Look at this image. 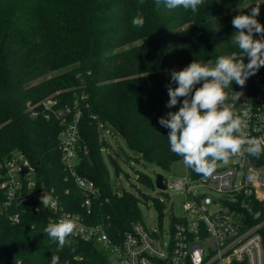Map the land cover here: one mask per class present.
Returning a JSON list of instances; mask_svg holds the SVG:
<instances>
[{
	"label": "trees",
	"instance_id": "trees-1",
	"mask_svg": "<svg viewBox=\"0 0 264 264\" xmlns=\"http://www.w3.org/2000/svg\"><path fill=\"white\" fill-rule=\"evenodd\" d=\"M258 2L205 0L199 21L198 11L168 10L163 3L157 8L155 0H0V182L6 174L3 161L21 151L36 167L39 189L91 223H104L110 238L121 242L132 224L143 219L138 198L113 187L103 154L109 143L101 131L115 130L140 159L165 170L183 159L170 150V129L159 123L167 118L163 104L168 87L177 86L171 73L194 60L215 63L232 52L242 58L231 41L237 31L231 21L260 5L257 20L264 25V2ZM246 5L251 7L241 10ZM137 14L144 17L143 27L131 23ZM244 62H249L247 56ZM259 72L264 74V67ZM237 86L233 81L226 89L229 96ZM58 89L62 105L77 102L83 111L80 129L88 153L78 172L101 191L88 215L81 206L82 192L63 164L62 120L44 114L34 118L29 111L30 104ZM257 162L264 164V153ZM138 178L153 183L147 174ZM5 200L0 189V264H51L53 254L60 257L59 264H109L105 249L73 235L68 238L72 243L57 251L58 241L43 233L54 216L50 209H36L33 202L7 208ZM17 211L19 222L9 217ZM262 235L264 239V227Z\"/></svg>",
	"mask_w": 264,
	"mask_h": 264
},
{
	"label": "built area",
	"instance_id": "built-area-1",
	"mask_svg": "<svg viewBox=\"0 0 264 264\" xmlns=\"http://www.w3.org/2000/svg\"><path fill=\"white\" fill-rule=\"evenodd\" d=\"M242 93L235 101V111L247 112L246 138L264 137V74L250 76L245 86H237L230 97ZM232 102V101H230ZM53 96L38 104H30V115L55 116L64 125L60 133L62 160L67 177L81 190V206L87 215L92 213L93 200L101 195L95 181L79 174L78 167L88 153L82 141L80 123L83 111L75 106L61 104ZM41 105L42 109H38ZM231 158L227 166L216 167L211 176L199 175L187 167V172L169 181L164 178L165 189L184 196V214L175 217L169 232L162 226L147 225L144 221L132 224L121 242H115L107 233L104 223H91L78 212L65 209L57 198L52 221L65 213L72 214L78 228L73 236L93 241L109 253V264H264V164L245 150ZM1 166L6 170L0 189L6 200L4 207L33 202L36 209L42 205L40 197L47 191L38 187L36 167L21 151L12 153ZM250 173L255 179L249 180ZM208 189L220 194L219 200L202 192ZM19 222L21 213L11 214Z\"/></svg>",
	"mask_w": 264,
	"mask_h": 264
},
{
	"label": "clouds",
	"instance_id": "clouds-1",
	"mask_svg": "<svg viewBox=\"0 0 264 264\" xmlns=\"http://www.w3.org/2000/svg\"><path fill=\"white\" fill-rule=\"evenodd\" d=\"M143 0H141V3ZM157 8L160 4L168 10L182 8L195 13L203 0H155ZM251 6H245L248 9ZM260 5L251 7L250 14H238L231 23L237 30L231 37L232 43L242 54L237 52L217 57L215 63L194 60L180 71L173 70L171 81L176 87H168L169 109L177 105L180 98L182 104L178 111L168 112L167 118L161 117V126L170 129L168 141L170 150L183 158L185 166L199 175L211 176L218 162L227 165L230 159L239 153L244 145L248 154L259 158L264 153V137L246 138L248 113L235 111V101L241 94L230 97L226 89L233 81L241 87L247 79L264 67V25L258 20ZM134 27H143L145 20L137 14L131 21ZM256 34L259 38H255ZM248 57V63L244 57ZM197 85H201L197 87ZM232 101V102H230ZM249 180L255 179L250 173ZM45 208H55L57 200L51 193L45 192L41 197ZM35 225H31L32 231ZM78 228L76 218L65 213L58 221L49 219L43 233L58 241V249L62 250L72 241L68 239ZM60 257L51 256V264H59Z\"/></svg>",
	"mask_w": 264,
	"mask_h": 264
},
{
	"label": "rangeland",
	"instance_id": "rangeland-1",
	"mask_svg": "<svg viewBox=\"0 0 264 264\" xmlns=\"http://www.w3.org/2000/svg\"><path fill=\"white\" fill-rule=\"evenodd\" d=\"M65 1V2H64ZM71 0H62L63 3H68ZM264 0H260L258 3H263ZM246 9L241 8V10ZM198 19L203 20V15L205 13V0L198 6ZM233 10L232 12H234ZM237 11V10H236ZM232 12H228V15ZM195 21L187 23L186 27L189 28L193 26ZM141 41H137L132 45L139 44ZM65 71H53L51 75L46 78L53 77L54 75ZM43 80L39 79V81ZM61 91L58 89L53 91L51 94L46 96L42 101L47 98L57 96ZM169 95H165L163 104V114L167 117L168 112H175L179 110V104L169 109L167 104L169 102ZM41 101V102H42ZM101 133L104 134L108 144V150L104 146L103 154L104 160L110 172L111 181L114 189L118 190L120 194L127 192L132 193L139 200V207L141 210V217L147 225L151 226H162L165 228L166 232L170 231L172 221L175 217H181L184 214L183 200L184 196L181 192L171 190L168 191L159 190L156 187V178L158 174L164 176L165 179L172 181L187 172V168L183 163V159L175 162L169 170H165L159 166L153 165L149 162L140 159L135 150L129 147L125 139L118 134L115 130L106 127ZM110 153L113 158L109 156ZM120 154V157L118 156ZM231 162V159L229 163ZM228 163V164H229ZM119 165V172L116 170V165ZM227 164V165H228ZM222 162H218L217 167L227 166ZM140 173L147 174L153 183L150 181L139 180L138 176ZM202 192L213 196L215 199L219 200L221 198L220 194L214 193L208 189L202 190Z\"/></svg>",
	"mask_w": 264,
	"mask_h": 264
},
{
	"label": "water",
	"instance_id": "water-1",
	"mask_svg": "<svg viewBox=\"0 0 264 264\" xmlns=\"http://www.w3.org/2000/svg\"><path fill=\"white\" fill-rule=\"evenodd\" d=\"M156 187L159 189V190H164L165 189V184H164V176L161 175V174H158L157 175V178H156Z\"/></svg>",
	"mask_w": 264,
	"mask_h": 264
}]
</instances>
